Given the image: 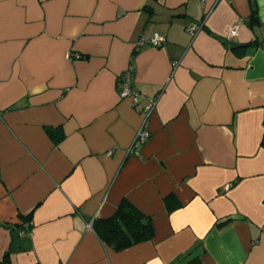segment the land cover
Masks as SVG:
<instances>
[{
  "label": "crops",
  "instance_id": "obj_1",
  "mask_svg": "<svg viewBox=\"0 0 264 264\" xmlns=\"http://www.w3.org/2000/svg\"><path fill=\"white\" fill-rule=\"evenodd\" d=\"M254 2L251 22L250 0H0V261L264 264ZM155 32L162 46L138 43ZM130 67L135 105L118 93ZM122 200L154 233L114 249L92 223Z\"/></svg>",
  "mask_w": 264,
  "mask_h": 264
},
{
  "label": "trees",
  "instance_id": "obj_2",
  "mask_svg": "<svg viewBox=\"0 0 264 264\" xmlns=\"http://www.w3.org/2000/svg\"><path fill=\"white\" fill-rule=\"evenodd\" d=\"M250 10V21L254 22L257 19L254 0H250ZM261 43L264 44V40H261ZM261 144L264 145V135H262ZM92 226L100 239L114 249H122L148 240L154 233L149 218L126 200L120 202L112 216L106 219H95ZM0 264L11 263L3 260Z\"/></svg>",
  "mask_w": 264,
  "mask_h": 264
},
{
  "label": "built area",
  "instance_id": "obj_3",
  "mask_svg": "<svg viewBox=\"0 0 264 264\" xmlns=\"http://www.w3.org/2000/svg\"><path fill=\"white\" fill-rule=\"evenodd\" d=\"M200 27H201V22H193L187 27V31L191 35H194L198 32ZM238 27H239L238 23H233L231 25L226 35L227 39L231 40L236 35ZM164 40L165 38L161 33L155 32L149 38L141 37L138 43L139 44L148 43L153 46H162L164 43ZM131 70H132V67L128 68L124 73L120 75L118 93L120 97L122 98L124 97L130 98V100L132 101V104L135 105L140 102L142 96H141V93L132 86L131 78H130ZM155 104H156V98H151L142 105V110L145 116V120L148 118L150 113L153 111ZM148 137H149V131L144 126H141V128H139L135 134L132 146L143 144ZM23 225H24L22 229L23 232L28 231L29 223L24 222ZM88 226H91V223H88Z\"/></svg>",
  "mask_w": 264,
  "mask_h": 264
},
{
  "label": "water",
  "instance_id": "obj_4",
  "mask_svg": "<svg viewBox=\"0 0 264 264\" xmlns=\"http://www.w3.org/2000/svg\"><path fill=\"white\" fill-rule=\"evenodd\" d=\"M240 46H245V44H240V43H231L230 44L231 48H237V47H240Z\"/></svg>",
  "mask_w": 264,
  "mask_h": 264
}]
</instances>
